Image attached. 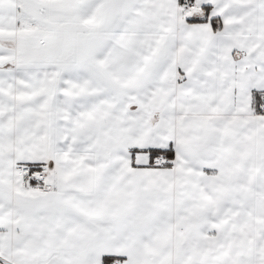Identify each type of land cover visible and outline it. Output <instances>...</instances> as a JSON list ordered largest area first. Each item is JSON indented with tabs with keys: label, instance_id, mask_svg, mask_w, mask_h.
<instances>
[{
	"label": "snow or ice",
	"instance_id": "obj_1",
	"mask_svg": "<svg viewBox=\"0 0 264 264\" xmlns=\"http://www.w3.org/2000/svg\"><path fill=\"white\" fill-rule=\"evenodd\" d=\"M0 264H264V0H0Z\"/></svg>",
	"mask_w": 264,
	"mask_h": 264
}]
</instances>
